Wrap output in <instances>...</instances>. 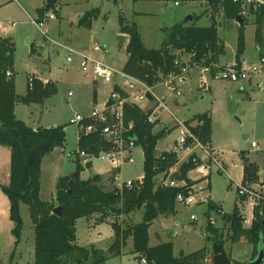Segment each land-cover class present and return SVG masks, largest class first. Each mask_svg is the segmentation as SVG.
<instances>
[{
  "label": "rangeland",
  "instance_id": "374dc122",
  "mask_svg": "<svg viewBox=\"0 0 264 264\" xmlns=\"http://www.w3.org/2000/svg\"><path fill=\"white\" fill-rule=\"evenodd\" d=\"M7 1L0 0V23L10 25L14 22V26L6 30L8 33L6 36H12L15 43L14 82L16 90L21 93L25 92L27 76L33 72L42 76L46 75L55 84L57 90L43 104L28 107L21 103L17 109L19 119H22L26 125L31 126L36 123L43 126L64 125V146L45 155L47 156L45 162L50 160L54 164L51 170L52 175L51 173L49 175L44 162L41 176L40 198L48 200L53 196L50 202L56 207L57 203L54 200L56 173L59 171V175H68L74 171L76 166L75 159L65 155L77 149L79 128L76 124L70 123V119L75 114L83 117L89 116L94 105H92L91 84L93 79L81 72L77 55L73 54L72 61L67 62L65 52L59 49L55 42L66 44L75 51L89 54L96 59H101L108 66L121 70L127 57L128 34L122 31L120 18L126 24L136 26L146 48H159L166 30L176 24L185 22V24L196 26L210 25L209 12L212 9L205 0H59L55 6L59 16L48 21V35L51 41L45 45L39 30L30 22L26 14L31 15L30 19H35L33 18L35 10L42 5L43 0H13L5 6ZM175 1L178 4L175 5ZM90 10H94V13L90 16L89 26L78 24V20ZM50 11L52 10L47 12ZM248 14L249 12L246 11L244 15ZM188 16L191 18L185 21ZM215 16L218 36L225 45L224 55L232 59L236 49L238 23L235 20L224 18L221 12H217ZM255 28L253 21L245 22L243 30L245 45L241 58L258 64L259 56L254 40ZM26 33L34 37L33 47L36 53H30ZM118 36L125 37L123 43L119 42ZM94 43L107 51L105 53L93 51ZM190 56V54L182 56L184 62L190 65L189 73L181 79L174 80V86L179 95L165 85H156L153 88L155 94L163 96L170 112L181 120L196 113L209 112L211 140L215 149L227 152L249 150L253 159L263 160L264 92L249 88L247 81L231 82L212 77L207 80V88H205L206 85L201 87L200 68L193 66ZM223 58L220 57L217 63L223 62ZM256 81L257 79L252 78L251 85ZM261 82L264 85V77ZM93 83L97 87V101L104 102L111 90L108 88L110 85L101 80ZM174 98L182 107L181 110L176 111L173 107ZM160 119L168 127L173 126L174 121L168 109L161 112ZM157 130L154 129V131ZM243 135H248L247 140L243 139ZM176 136L177 130L170 129L159 142L158 153L164 148H169ZM251 141L257 143L256 149L250 147ZM0 150L3 152V157L6 152L9 156L5 148ZM132 155L135 161L126 162L120 167V176L123 180L137 179L143 174L142 148L136 146ZM1 158L0 154V160ZM93 164L95 166L85 168L81 172L82 179L94 173L110 171L112 167L106 161H95ZM261 168L260 176L263 178L264 163L261 164ZM108 176L109 174L102 177L101 183L104 190L111 189V183L107 180ZM187 176L195 180V184L205 185V181L202 180L203 176L193 169L187 173ZM233 176L237 177L238 171ZM209 181L210 190L207 193H199L195 197L196 200L206 197L204 202L191 205L176 203L173 215L153 220L148 228V244L154 246L171 242L175 256L181 253L189 254L202 248L206 254H211L213 243L222 239L226 242L224 250L232 264H237L233 259L248 263L247 257H249L251 247L245 241L239 243L226 241L227 231L224 230L221 214L208 208L209 201L221 203L224 212L230 214L236 199V184L224 174L217 172L215 168H212ZM2 195L7 198L4 193ZM243 213L249 215L248 205H244ZM20 214L22 228L19 241L15 245V237L11 233L13 222L8 215L0 213V264H33L34 262L33 224L28 207L23 203L20 204ZM142 218L143 212L138 210L130 214H122L118 217V221L124 226L139 223ZM110 220L112 219L93 224L91 220L84 217L78 218L75 224L76 243L90 251L93 248L102 250L105 258L98 264H144L132 253V240L129 237L120 247L119 253L108 250L113 242ZM209 223L218 228L216 238L207 228Z\"/></svg>",
  "mask_w": 264,
  "mask_h": 264
},
{
  "label": "trees",
  "instance_id": "16d2710c",
  "mask_svg": "<svg viewBox=\"0 0 264 264\" xmlns=\"http://www.w3.org/2000/svg\"><path fill=\"white\" fill-rule=\"evenodd\" d=\"M136 1V0H135ZM212 9L211 23L208 26L179 23L166 30L165 37L159 48H146L134 24L128 25L120 18L122 31L128 34L126 46L127 58L122 71L135 76L148 86H153L169 73L178 74L180 69L174 64L176 52L190 54L191 62L208 66L217 63L218 58L225 54L224 42L218 36L215 14L221 12L224 18L235 20L238 16L242 24H238L235 58L240 61L244 52V24L245 18L239 3L231 0H205ZM59 0H46L38 8V19L49 10H54ZM221 10V11H220ZM90 10L78 20V24H90ZM250 13L255 15L254 39L259 47V58H264V42L261 36L264 22V7ZM194 17H192L193 19ZM35 50L31 47V53ZM15 43L12 37L0 36V145L8 147L10 151L9 180L7 184L0 183V190L9 202V219L13 222L11 233L15 237V245L20 238L22 219L20 204L28 207L34 231V262L33 264H98L104 260L100 249L88 250L76 243V220L84 217L93 224L110 220L113 230V242L108 250L119 253L120 247L128 237L132 239V253L145 261V264H204L206 255L204 249L189 254L173 253L171 242L154 246L148 244V228L158 217H168L175 213L176 195L186 194L190 185L195 181L187 177V173L194 168L191 161L178 166L179 178L186 182L184 187H161L157 184L156 176L173 166L177 159L174 153L162 151L156 155L158 140L166 135L164 128L154 131L155 124L147 122L145 112L137 105L125 103L123 105L124 121L132 122L131 135L134 136L136 146L142 148L143 176L142 182L131 188L117 189L113 185V173L107 180L111 183L110 190H104L99 174H91L82 179L80 174L85 168H91L92 162L82 166L75 160L72 173L57 179L54 200L57 206H62L59 216L52 213L54 205L50 201L42 200L39 196L41 163L44 156L65 143L64 125L37 127L26 125L16 118L14 107L17 103L25 105L43 104L56 93L53 82H42L35 76H29L24 95H18L14 87V58ZM191 125V130L199 136L202 143L210 140L211 118L208 112L194 115L185 121ZM201 122V124L199 123ZM90 123V122H89ZM98 127L102 124H97ZM109 144L104 140L100 131L78 132L77 149L89 155H97L107 150ZM259 166L243 157V182L258 181ZM264 184V176L261 179ZM209 188V183L207 185ZM208 207L215 208L212 203ZM142 210L143 218L139 223L122 226L118 217ZM264 215V205L262 207ZM263 215L257 209L253 211V218L249 227L243 225L241 212L235 205L230 214H222V224L227 231L226 241L235 243L241 238L253 246L251 259L259 250L264 253V227L261 225ZM207 228L216 238L217 229L210 223ZM215 242L224 244L218 239ZM11 253V258L13 256ZM72 260V261H71ZM239 264V263H237Z\"/></svg>",
  "mask_w": 264,
  "mask_h": 264
},
{
  "label": "built area",
  "instance_id": "2783aa9c",
  "mask_svg": "<svg viewBox=\"0 0 264 264\" xmlns=\"http://www.w3.org/2000/svg\"><path fill=\"white\" fill-rule=\"evenodd\" d=\"M231 2L240 4L242 9L241 13L243 15L246 11H256L264 7V0H231ZM174 4L176 5L178 2L175 1ZM211 13L212 11L209 12V16ZM54 18H56V9L45 12L39 19L30 20L39 30L46 42L51 41L48 35V21ZM55 44L59 49L65 52L67 62L72 61L73 54L79 57V69L83 74L91 77L93 80H101L112 86L105 102L101 105L93 106L89 116L83 117L79 114H75L70 119V123L78 126V131L87 133L98 129L110 147L107 150L100 151L97 155H89L85 151L76 149L67 152L65 154L66 157H72L78 160L81 165H85L89 161L92 163L95 161H106L110 163L112 166L111 172L113 173V185L119 190L124 187L131 188L133 185L141 183L143 174L137 179L127 180L121 179L120 176L121 165L126 162H134L132 151L136 147L134 136L131 135L133 123H126L124 121L123 105L125 103L137 105L145 112L147 122L153 123L155 126H160V113L164 109L167 110L164 97L156 95L152 86H148L135 76L124 73L122 69L117 70L112 68L101 59H96L89 54L75 51L66 44L56 42ZM92 50L100 51L101 53L107 51L96 43L93 44ZM184 54L186 53L176 52L174 60V64L179 67L180 72L178 74L169 73L159 81L168 89L175 92L176 95H179V92L174 86V80L181 79L190 71V65L186 64L182 58ZM192 64L200 68L201 87L206 85L205 88H207V80L212 77L231 82L239 80L251 82L252 78H255L257 79L255 86L258 89L262 88L261 80L264 77V58H259L258 64L247 62L242 59L237 61L235 57L230 62L224 64L213 63L208 66ZM147 94H149L151 98H148ZM145 103H151V105L146 107ZM169 114L174 121L173 126H162V128L166 131L176 129L177 136L173 140L171 146L165 151L174 153L177 161L173 166L159 173L155 179L157 184L161 187H184L186 186V182L183 178H179L178 166L182 163L191 161L194 164L193 171L203 176L202 180L205 181V185L203 183L199 185L194 183L189 186L186 194L178 193L175 200L176 203H181L183 205L204 202L206 197H201L198 200H196L195 197L199 193H207L208 177L212 172V168H215L217 172L224 174L233 181L229 169L235 167L236 164L225 161L222 155L210 149L207 143L204 144L201 142L199 136L190 128L191 125L197 124V121L187 125L184 120L179 119L174 113L169 111ZM99 123L102 124V126L98 127L97 124ZM199 123L201 124V122ZM251 145L255 146L256 142L252 141ZM194 148L200 149L201 154L192 153ZM190 179L193 180L192 178ZM236 188L237 196L243 198L250 206V217L244 214L243 211L241 212L243 224L250 226L254 209H257L258 213L263 215L264 184L261 180L251 183L241 181L236 184ZM219 211L220 210H218V212ZM142 262L145 263L144 260H142ZM203 263L212 264V254H206L203 258Z\"/></svg>",
  "mask_w": 264,
  "mask_h": 264
},
{
  "label": "crops",
  "instance_id": "0c3cea01",
  "mask_svg": "<svg viewBox=\"0 0 264 264\" xmlns=\"http://www.w3.org/2000/svg\"><path fill=\"white\" fill-rule=\"evenodd\" d=\"M13 0H8L6 3H5V6L7 5V3H10V2H12ZM45 1L46 0H43V2H42V5L40 6V7H38V8H41L44 4H45ZM9 5V4H8ZM37 8V9H38ZM36 9V10H37ZM35 10V17H33V18H35V19H37L38 18V15H37V11ZM25 13H26V11H24ZM27 15H28V17H29V20H31L30 19V16L31 15H29L28 13H26ZM59 16V12L56 10V17H58ZM244 16V18H245V22L246 21H253V23H254V20H255V15L254 14H252V13H250L249 12V14L247 15V16H245V15H243ZM250 19V20H249ZM13 23L14 22H12V24H10V25H6V24H2V23H0V36H2V37H8V36H6V34H8V33H6V30H9L10 28H11V26H14L13 25ZM263 25H264V22H263V24H262V29H261V36H262V40H263V42H264V27H263ZM26 32V31H25ZM9 37H12V36H9ZM25 37H27V44L29 45V51H30V53H31V47H33L34 45H35V41H34V37L32 36V34H28V33H26V35H25ZM13 38V37H12ZM30 38V40H28ZM14 39V38H13ZM42 39V38H41ZM255 40V39H254ZM44 44L45 45H47L48 44V42H46V41H44ZM255 47H256V49H257V51H258V56H259V47L257 46V44H256V42H255ZM34 48V50H35V47H33ZM16 50V49H15ZM34 53H36V50H35V52ZM57 54H59V52H56ZM225 53H226V51H225ZM31 54H33V53H31ZM225 55H222V56H220L221 58H223ZM219 57V58H220ZM234 57H235V54H234V56H233V58L232 59H229L228 57H224L223 58V62H221L220 64H224V63H226V62H230L231 60H233L234 59ZM127 58V57H126ZM218 58V59H219ZM242 60H245L244 58H241ZM29 76H35V77H37L39 80H41L42 82H52L46 75H39V74H36L35 72H33L32 74H29L28 76H27V81H28V77ZM13 77H15V71H14V75H13ZM97 80H93V82H96ZM93 82H91V84H92V105H101V104H103L104 102H105V100L107 99H105L104 100V102H99V101H97V87H96V85H95V83H93ZM247 83V85H248V87L249 88H253V89H256V90H259V91H263L264 92V85H263V82H262V88L261 89H258L256 86H255V83L254 84H252L251 85V83L249 82V81H247L246 82ZM246 83H244V84H246ZM156 85H164L163 83H161V82H157L155 85H153L152 86V89L156 86ZM14 87H15V82H14ZM245 88L247 87V86H244ZM108 88H109V90L112 88V86L110 85V86H108ZM26 89H27V82H26V86H25V92L24 93H21V92H19V91H17L16 90V87H15V92L18 94V95H24L25 93H26ZM155 93V92H154ZM157 95V94H156ZM48 100V99H47ZM46 100V101H47ZM164 100H165V98H164ZM45 101V102H46ZM99 102V103H98ZM19 104H21V103H17L16 105H15V107H14V113H15V116H16V118H18L19 119V117H18V115H17V109H18V106H19ZM172 104H173V107L174 108H176V111L177 110H181L182 109V107L180 106V104H179V102L174 98V100L172 101ZM25 105V104H24ZM30 105H35V104H29V105H26V106H30ZM151 105V103H145V106L146 107H149ZM167 109H168V111H170L169 110V107L167 106ZM162 112V111H161ZM202 113H204V112H202ZM209 113V112H208ZM161 114V113H160ZM196 114H200V113H196ZM196 114H193V115H191V116H189L188 118H184L183 120L184 121H187V120H190L194 115H196ZM210 115V114H209ZM22 118V117H21ZM210 118H211V116H210ZM20 120H22V119H20ZM23 121V120H22ZM160 122H161V124H160V126H155L156 127V129H162V126H167V125H165L162 121H161V119H160ZM196 122V120H194V121H192L191 123H195ZM28 126H30V125H28ZM50 126H55V125H51V124H49V125H46V126H43V125H40L39 123H36V124H34V125H31L30 127H32V128H34V129H36L37 127H50ZM167 133L169 132V130L168 131H166ZM166 133V134H167ZM163 138V137H162ZM162 138L160 139V140H158V142H157V145H156V155H158L159 153H158V144H159V142L162 140ZM247 138H248V135H243V139L244 140H247ZM77 139H78V133H77ZM252 142V141H251ZM251 142H250V147L252 148V149H256L257 148V143H256V145L255 146H252L251 145ZM207 145L209 146V148L210 149H212V150H214V151H216V152H218L220 155H222V157L225 159V161H227V162H229V163H231V164H236V166L235 167H231L230 169H229V172H230V174H231V176L233 177V181L231 180V182H234L235 184H237L238 182H241L242 181V178H243V157L244 158H248V160L250 161V162H255V163H257V165L259 166V171H258V179L259 180H261L262 178H261V164L262 163H264V158H263V160H257V159H253L252 158V156H251V151H249V150H242V151H237V152H231V151H223V150H217V149H215L214 148V146H213V143H212V140H211V132H210V140H209V142H207ZM3 148H5L6 149V151H8V153H9V156H8V154H7V152H6V154H4V157H3V152L0 150V154L2 155V158H1V160H0V183L1 184H7L8 183V180H9V163H10V151H9V148L8 147H4V146H2V145H0V149H3ZM59 149V147H57V148H55L53 151H52V153L56 150H58ZM168 148H164V149H162V151H165V150H167ZM161 151V152H162ZM192 153H195V154H201V151H200V149H198V148H194L193 150H192ZM47 156H44V158L42 159V163H41V176H42V174H43V169H44V162H45V158H46ZM134 157V156H133ZM142 158H143V156H142ZM48 161V160H47ZM134 161H135V157H134ZM46 163V162H45ZM93 166H95L94 164L92 165V167ZM47 167V171L49 172V175H50V173H51V175H52V172H51V170H52V168L54 167V164L53 163H51L50 162V160L46 163V165H45V168ZM111 171H112V167H111V170L110 171H106V172H104V173H101V172H98V173H95V174H99L101 177H106L108 174H110L111 173ZM238 171V176L236 177V176H233L236 172ZM59 172V171H58ZM58 172L56 173V177H55V180H56V182H57V179L59 178V177H61L62 175H59L58 174ZM234 173V174H233ZM54 175H55V173H54ZM142 176V175H141ZM209 178H210V175H209V177H208V183H209V188H208V191L210 190V181H209ZM56 184V183H55ZM41 188H42V184H41V179H40V192H41ZM40 192H39V196H40ZM53 196H51L50 197V199L52 198ZM50 199H48V200H45V201H50ZM42 200H44V199H42ZM210 203H212L213 205H215L216 207L215 208H211V209H213V210H215L216 212H218V210H220L218 213H220L221 214V219H222V214H227V212H224V210H223V205L221 204V203H213V202H211V201H209ZM208 202V203H209ZM235 205H237L238 206V208H239V211L240 212H242L243 211V207H244V205H248V207H249V211H250V206H249V204L246 202V201H244L243 200V198H239L238 196H237V194H236V199L234 200V206ZM233 206V207H234ZM209 208V207H208ZM0 213H3L5 216H7L8 215V217H9V202H8V199L7 198H5L3 195H2V192H1V190H0ZM249 217H250V214L248 215ZM264 216V215H263ZM10 224V223H9ZM211 224V223H210ZM212 225V224H211ZM244 225V224H243ZM10 226H11V224H10ZM213 226V225H212ZM245 227H249V226H247V225H244ZM12 227L13 226H11V229H12ZM214 228H216L215 226H213ZM216 229H218V228H216ZM224 230H225V226H224ZM112 232H113V230H112ZM129 238H131V237H129ZM132 240V239H131ZM240 241H245V242H247L244 238H241L239 241H237L238 243L240 242ZM236 242V243H237ZM225 244H226V242L223 244V247L225 246ZM247 244L251 247V249H250V252H249V257H247L248 259L247 260H253V259H251V256H252V252H253V246H252V244L251 243H249V242H247ZM226 252V251H225ZM228 255V254H227ZM136 256V255H135ZM137 257V256H136ZM229 258V257H228ZM230 259V258H229ZM233 260H235V263H239V264H247V263H244V262H246V261H240V260H237V259H233ZM230 261H231V259H230ZM248 261V262H249ZM145 264V263H144ZM231 264H232V262H231Z\"/></svg>",
  "mask_w": 264,
  "mask_h": 264
},
{
  "label": "water",
  "instance_id": "95a60500",
  "mask_svg": "<svg viewBox=\"0 0 264 264\" xmlns=\"http://www.w3.org/2000/svg\"><path fill=\"white\" fill-rule=\"evenodd\" d=\"M190 18H191V16H188L185 19V21L190 19ZM235 21L239 25L242 24V20L240 19L239 16L235 19ZM28 40H30V38ZM118 40H119V42L123 43L125 40V37L124 36H118ZM147 97L151 98V96L149 94H147ZM61 211H62V206H60V205H58L52 209V213L57 215V216H59L61 214ZM261 225L264 227V216L261 219ZM211 254H212V264H231V261L228 258V255L225 252L222 243H217V242L213 243ZM247 264H264L263 250H259L257 256L253 260H250Z\"/></svg>",
  "mask_w": 264,
  "mask_h": 264
}]
</instances>
